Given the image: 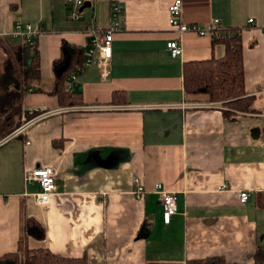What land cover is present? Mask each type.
Wrapping results in <instances>:
<instances>
[{
  "label": "crops",
  "instance_id": "1",
  "mask_svg": "<svg viewBox=\"0 0 264 264\" xmlns=\"http://www.w3.org/2000/svg\"><path fill=\"white\" fill-rule=\"evenodd\" d=\"M111 1L84 6L74 20L66 0H0V30L27 22L43 30L46 87L41 81L24 94L23 117L53 111L0 144V257L17 253L23 264L26 248H46L87 264H254L264 249V0H183L188 23L220 19L224 29H242L246 91L258 111L185 90L184 64L222 58L226 45L210 34L180 37L169 22L174 0H119L126 20L112 57L101 60L97 50L78 78L82 103L63 105L50 92L54 62L64 43L92 46L89 30L108 27ZM178 38L183 52L173 57L167 43ZM39 166L57 172L46 204L36 200L39 184L25 179ZM136 178L146 188L141 198ZM157 183L177 196L170 224ZM244 190L250 197L241 203ZM27 218L45 228L44 239L26 234Z\"/></svg>",
  "mask_w": 264,
  "mask_h": 264
},
{
  "label": "trees",
  "instance_id": "2",
  "mask_svg": "<svg viewBox=\"0 0 264 264\" xmlns=\"http://www.w3.org/2000/svg\"><path fill=\"white\" fill-rule=\"evenodd\" d=\"M214 43L223 42L226 54L222 58L189 61L184 64V86L188 93L210 95L212 101L230 105L234 110L256 112L255 96H248L245 85L244 46L241 28H225L221 36L213 39ZM38 38L30 42L0 36V47L6 55L3 74L0 77L3 94L0 96V139L6 137L19 127L23 116V96L33 90L42 81L40 52ZM86 49L81 46L63 44L60 58L54 62L56 78L51 93L65 100L64 105L82 103L81 93L75 90L68 92L67 78L86 58ZM67 65L61 72L60 68ZM114 93L113 102H121ZM225 111V115L233 114ZM37 114V113H36ZM33 115H28L32 117ZM25 232L28 236L44 239L45 228L34 218L25 221ZM264 262V249L256 253L254 264ZM0 264H22L19 254L7 253L0 257ZM23 264H87L86 259H71L58 256L46 248H26ZM188 264H230L223 257H212L200 260H190Z\"/></svg>",
  "mask_w": 264,
  "mask_h": 264
},
{
  "label": "built area",
  "instance_id": "3",
  "mask_svg": "<svg viewBox=\"0 0 264 264\" xmlns=\"http://www.w3.org/2000/svg\"><path fill=\"white\" fill-rule=\"evenodd\" d=\"M72 5L69 17L78 20L82 17V8L90 2L91 5L98 0H66ZM169 22L172 29L178 33L181 37L188 32H194L199 35L210 34L213 37L221 36L224 32V28L220 24V19H215L210 25L203 26L200 23H188L183 18V0H174L169 6ZM125 7L119 0L111 1V23L104 29H96L94 26L89 30V34L92 37V46L86 51V58L84 63L75 69L67 78L68 92H74L77 87L79 76L94 63H96L95 54L99 50L101 60H109L112 57V42L117 32L121 31L125 24ZM249 22L253 23L254 18H250ZM43 32L42 28L35 27L31 23H16L10 31L0 30V36H11L13 38L22 40L23 42H30L35 38H38ZM167 50L173 57L180 56L183 52V45L180 38L170 40L167 43ZM213 103H200V107H214ZM53 111L46 112L31 121H27L22 127L17 128L12 133L0 140V144L9 138L19 135L28 125L37 121L40 118H44L51 115ZM29 143V142H28ZM25 179L28 182H37L39 184V191L36 194V200L39 204H46L50 201L52 195L57 189V172L51 167H36L26 171ZM137 183V189L135 195L137 198L144 196L146 188L144 184L135 179ZM155 190L161 194L163 204V217L166 224H170L172 218L178 211V203L176 193L165 190L161 183L155 184ZM250 197V193L246 190L240 193L241 203L247 202Z\"/></svg>",
  "mask_w": 264,
  "mask_h": 264
},
{
  "label": "rangeland",
  "instance_id": "4",
  "mask_svg": "<svg viewBox=\"0 0 264 264\" xmlns=\"http://www.w3.org/2000/svg\"><path fill=\"white\" fill-rule=\"evenodd\" d=\"M5 58H6V55L4 54V52H3V50H2V48L0 47V77H1V75L3 74L2 72H3V67H4V61H5ZM40 87H42L43 89H45V83H44V81H42L41 82V85H40ZM4 92H3V89L1 88V84H0V96L3 94ZM209 95V94H208ZM210 96V95H209ZM23 116H24V113H23ZM21 117V119H20V124H22V123H24L25 121H27V119H28V117ZM0 117H1V115H0ZM29 119H31V118H29ZM28 119V120H29ZM18 128V127H17ZM9 135V134H8ZM1 140V139H0Z\"/></svg>",
  "mask_w": 264,
  "mask_h": 264
},
{
  "label": "water",
  "instance_id": "5",
  "mask_svg": "<svg viewBox=\"0 0 264 264\" xmlns=\"http://www.w3.org/2000/svg\"><path fill=\"white\" fill-rule=\"evenodd\" d=\"M89 4H90V2H87V4L85 6H87ZM66 68H67V65H65L64 67L60 68V71L63 72Z\"/></svg>",
  "mask_w": 264,
  "mask_h": 264
}]
</instances>
